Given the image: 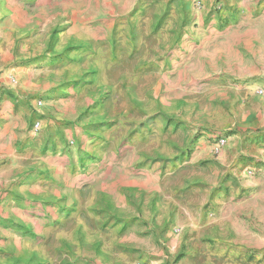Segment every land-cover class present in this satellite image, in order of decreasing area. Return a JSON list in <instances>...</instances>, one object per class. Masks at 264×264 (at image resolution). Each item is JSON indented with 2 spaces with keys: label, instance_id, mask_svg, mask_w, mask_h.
Wrapping results in <instances>:
<instances>
[{
  "label": "rangeland",
  "instance_id": "obj_1",
  "mask_svg": "<svg viewBox=\"0 0 264 264\" xmlns=\"http://www.w3.org/2000/svg\"><path fill=\"white\" fill-rule=\"evenodd\" d=\"M124 1L18 0L14 12L9 11L10 15L17 14L18 20H12L10 17L0 20V26L4 25V34L0 35L1 73H13L16 77L20 75L22 80H29L34 72L36 80L43 85L50 79L44 74L61 70L64 66L62 61L69 59V55L74 54L73 51L79 50L83 59H86L78 64V73L81 74L79 81L92 76V80L97 79L102 83L99 87L96 85L89 88L90 95H100L99 98H94L93 104L87 105L85 102L79 110L80 114L71 123L72 131L68 133L64 147L68 157L67 178L64 177V172H59L61 178L53 177L52 184L55 189L64 190L69 196L82 187L84 190H79V198L83 203L85 201L91 204L85 205L83 211L79 206L81 210L76 211L77 197L70 198L68 204L63 206L65 211L60 215L61 220L53 219V226L45 242L44 238H37L21 225H8V231L21 239L16 244L12 242V236L6 242L0 241V264H127L135 259L150 264L149 260L156 249L166 251L171 245V239L176 240L173 241L177 244L176 250L179 247L184 248L179 242L185 234H180L179 225L167 224V221H164V226L158 228L157 215L152 206H149L147 212L142 211L146 193L150 185L156 183L146 179L148 183L142 186L146 177L144 171H147L148 176L156 174L158 179L166 174L170 176L175 172H182L184 175L176 182H182L185 189L191 187L188 191L190 194L186 193V198L191 199L188 203L190 209L203 201L202 211L206 218H215L219 214L216 208L227 203L225 194L235 195L256 186L251 183L243 185L244 180L257 181L259 177L264 176V160L248 162L251 159L240 152L234 164V151H225L229 143L237 141L238 135L244 144L258 142L264 137V134L252 133L251 129H238L236 117L231 113V109L239 106V103L227 101L225 90H222L234 85L244 86L246 81L220 84L207 80L206 77L218 76L221 73L219 67L209 68L208 65H212V61H201V74L195 69L197 75L193 80L190 79V74L181 76L178 73L188 72L184 66L197 54L199 46L218 45L223 39L219 38L222 30L236 23L235 14L239 8L236 4H231L235 0H211L209 6L202 0H187V3L180 0ZM15 4L12 2L11 7ZM98 8L106 12H128L131 15L138 13L140 19L135 17L131 21V32L126 35L108 32V20L98 26L97 33L98 28H94L93 17L97 15ZM64 17L69 29L77 27L84 35L66 37L60 34L59 28L63 27L61 22H64L61 18ZM16 23H23L24 26ZM8 26H14V29L9 30ZM47 27L51 29L47 30ZM170 27L179 29L180 34H155L157 28ZM211 27L217 31L216 39L208 37L207 31ZM129 41L133 45L131 53L125 51ZM57 45L63 46V50H54ZM191 48L196 49L195 52L189 51ZM161 51L166 61L162 82L158 81L159 76L153 74L155 63L151 62L152 60L147 61L150 57L159 60L162 57ZM128 54L132 57L133 73L137 72L138 75L146 77L143 82L139 80L133 88L135 95L132 98V116L133 122H136L133 126L137 125V131L132 133L131 148L125 147L130 142L127 143L129 138H125L122 133V125L125 123L124 111L129 101L123 100V95H118L110 103L105 102L109 85L115 84L121 91L124 87V57ZM138 57L145 60H136ZM168 57L177 61L175 67L168 63ZM260 85L264 89V83ZM81 86L84 87L83 84ZM88 86L91 85L86 84L85 87ZM5 93L13 95L10 90ZM33 95L43 94L37 92ZM36 105L41 108L42 99H36ZM36 114L40 116L39 119L43 117V114ZM134 117H138L139 121ZM113 121L117 127L112 132L110 129ZM158 125L164 135V147L173 155L172 158L159 159L153 156V147H161V142L154 140ZM141 127L143 130H140ZM217 134L228 136L225 146L218 148L215 145ZM63 135L64 133L61 137ZM171 136L176 138L172 139ZM87 138H90L92 143L100 140V144L108 140L106 145L97 148L98 153H101L100 159H95L92 157L94 153L82 149L83 145H91L86 141ZM221 156H224V161H228L227 170L221 180H216L212 187L207 186L211 182H207L205 177L219 169L215 162ZM261 156L264 158V149ZM57 157L59 158V155L53 153L52 160H56L53 165L62 168L63 161ZM192 157L197 159L192 160ZM234 167L235 173L231 171ZM249 170L252 171L251 174H248ZM79 174L82 177H79ZM131 178L135 179V184L128 187L127 182ZM207 188L212 191L210 195L205 193ZM217 192L222 194V198L216 205L211 204V197ZM229 202L235 203V197L230 198ZM55 213L53 212V215ZM79 221L83 222V226ZM161 229L167 235L164 236L163 242L160 240L161 232L157 233ZM171 233L175 236L172 237ZM30 238L33 241L29 240ZM36 240L37 245H41L43 256H12L14 252L35 246ZM180 256L181 253L177 255Z\"/></svg>",
  "mask_w": 264,
  "mask_h": 264
},
{
  "label": "crops",
  "instance_id": "obj_2",
  "mask_svg": "<svg viewBox=\"0 0 264 264\" xmlns=\"http://www.w3.org/2000/svg\"><path fill=\"white\" fill-rule=\"evenodd\" d=\"M182 1L183 3L188 2L187 0H180V2ZM202 1L208 6L211 4V0ZM12 2L16 3L14 7H11ZM115 2H119V0H115ZM124 2L131 1L125 0ZM17 4L18 0H0V20L5 17L18 20L17 14L10 15L17 8ZM231 4H236L237 8H239L235 14L236 23L222 30L219 38L223 39L220 40L218 45L199 46L197 54L193 55L192 59L184 66L188 69V72L178 73L181 76L190 74V79L193 80L197 75L195 69H198V73L201 74L200 62L212 61L213 64L208 65L209 68L215 69L219 67L221 68L219 70L221 73L218 76L206 77L207 80L220 84L231 83L232 81L234 83L246 81L244 86L234 85L224 87L222 90H225L227 101H237L239 103V106L231 109V113L236 117L238 129L240 131L251 129L252 133L264 134V94L255 93V88L260 87V84L264 83V0H235ZM9 11L11 12L9 13ZM105 12L98 8L97 15L93 17L94 28H98L97 33H99L101 23L104 24V21L108 20V28L106 29L108 32L115 35L129 34L131 32V21L139 16L138 13L131 15L128 12H106L107 14ZM62 20L65 23L61 22L63 27L59 28L61 30L60 34H64L66 37L84 35L77 27L73 26L69 29L65 17L61 18ZM17 25L24 26L23 23ZM3 27L4 25L0 26V35L3 33ZM8 28L13 30L14 26H8ZM50 29L51 27H47V30ZM121 30H124V32ZM163 32H171L172 36L180 34L179 29H171V27L170 29L157 28L155 34L162 35ZM207 32L209 38L216 39L217 31L214 27L208 29ZM127 46L125 51L131 53L133 50L131 41H129ZM54 50L62 51L63 46L57 45ZM195 50L189 49L191 52H195ZM73 52V55H69V59L62 61L64 66L61 70L48 71V73L44 74L50 79H47L43 85L36 80L34 72L31 73L30 76L32 78L29 80H22L20 75L16 77L13 73H8V75L0 72L1 242L8 241L11 236L12 242L15 244L20 242L21 237L12 235L8 231L10 228L8 225L15 227L14 224L26 228L31 234L36 235L37 238H44L45 242L48 232L53 226V219L61 218L60 215L65 211L63 206L68 204L70 198L77 197L75 198L77 203L76 211L81 209L83 211L85 205L91 204H87L85 201L83 203L79 198V190L81 192L84 190L82 187L74 195L70 194L69 196L64 190L55 189L52 186L53 177L61 178V173L59 172H64V177L67 178L68 157L64 152L66 150L64 147L69 137L68 133L72 131L70 128L71 123L80 114L79 110H81L83 105L93 104L94 100L99 98L100 95H90L89 88L102 85L99 80H92V76H87L84 80L79 81L81 74L78 73L80 68L78 64L84 61L85 58L83 59L79 50ZM72 56L75 59L71 60ZM160 56L162 57L159 60L150 57L147 61L152 60L151 62L155 63L153 66L155 71L152 70L153 74L156 77L159 76L160 80L158 81L162 82L164 77L163 67L166 62L163 57V51L160 52ZM140 58L138 57L136 60H145ZM168 63L175 67L177 61L168 57ZM124 67L126 70H124L123 74L124 87L122 91L114 83V85H109L107 87L109 94L105 102L110 103L118 95H123V100L129 101L128 106L126 107V103L124 106L126 107L124 111L125 123L122 125V133L125 138H129L127 143L130 142L125 147L129 146L131 148L132 133L137 131V125L133 126V123L136 122H133L132 116V98L135 95L133 88L139 80L143 82L146 77L141 74L138 75L137 72L133 73L130 54L124 57ZM119 72L118 75H120ZM53 73L54 75H52ZM11 76L17 79L15 85L10 82ZM255 80L256 83H254ZM104 82L106 83L107 81L104 80ZM82 84L84 87L81 86ZM86 84L91 86L85 87ZM4 90L5 92H8V90L12 91L13 95L5 93ZM140 90L141 92L143 91V85ZM37 92H41L43 95H33ZM155 95L158 94L155 93ZM39 98L42 99L41 108L36 105V99ZM37 112L40 115L43 114L41 119H39L40 116H37L38 114L35 115ZM134 119L139 121L138 117H134ZM36 120H39L40 123L37 133L32 131V123ZM229 125L232 126V124ZM159 126L155 129L157 134L154 136V140L161 142V147H153V156L159 159L172 158L173 155L164 147L165 144L162 141L164 135ZM116 127L117 124L114 123L110 130L113 132ZM170 128L171 126L168 127V129ZM168 129L167 131H169ZM140 130H143V128L141 127ZM63 133L64 135L61 137ZM171 138L175 139L176 137L171 136ZM86 141L91 145H83L82 149L94 153L92 157L95 159H100L101 153H98L97 148L101 147V145H106L108 140L101 144L100 140L92 143L90 138H87ZM113 145H115V142ZM50 146H54V148ZM52 149H54V152H52ZM231 149L234 151L232 156L234 164L240 152L249 157L248 159H251L248 162L256 160L263 162L264 158L261 156V151L264 149V137L258 142L254 141L253 143L244 144L238 135L237 141L234 140L233 143H229L225 151H231ZM225 151H223V154H225ZM53 153L59 155L57 159L63 161L62 165L64 166L62 168H59V165H53L56 162V160H52ZM204 154L206 155L207 153ZM223 158L224 156H221L215 162L219 169L205 177L207 182H211L207 186L212 187L216 180L223 178L222 176L228 166V161H224ZM195 159L197 157H192V160ZM231 171L235 173L236 167L232 168ZM146 172L144 171V176L146 177L142 186L144 183H148H146V179L153 180L156 183L155 185H150L143 201L144 207H141L142 211L147 212L149 206H152L157 215L156 224L158 228L164 226V221H167V224L179 225L181 228L180 234L183 236L185 234V237L179 242L183 244L184 248L179 247L176 250L177 244L173 243L176 240L171 239L169 240L171 245L166 251L156 249L153 256L151 257L150 255V264H264V176L263 178L259 177L257 181H255L256 179L253 181L246 180V182L244 180L243 185L251 183L256 186L251 187L250 190L235 193V195L233 193L225 194L227 195V203L221 205L218 209L216 208V210H219V214L215 218H206L204 216L205 213L202 211L203 206L201 203L203 201L200 202V205H195V207L190 209L188 203H190L191 199H187L186 196H188V193L190 194L188 191H190L191 187L190 189H185L182 187V182H176L184 175L182 172H175L170 174V176L166 174L159 179L156 174L148 176ZM75 174L77 175L78 173L76 172ZM79 177H82V175L79 174ZM128 180V187L135 184L133 183L135 179L131 178ZM165 180H167L166 183L164 182ZM149 184L151 183L149 182ZM206 190V194L209 193L210 195L212 193L210 189L207 188ZM232 197H235V203L229 202ZM221 198V193H214L210 202L216 205ZM53 212L56 213L53 215ZM78 223L83 226L82 221ZM157 233H160V240L163 242L164 236L167 235L162 229ZM171 236L174 237L175 235L171 233ZM29 240L33 241L31 238ZM27 243L31 242L27 241ZM34 243L35 246L14 252L12 256L15 258H40L43 256L41 245H37L38 240ZM179 253L182 256L177 257ZM127 264H130V262L128 261Z\"/></svg>",
  "mask_w": 264,
  "mask_h": 264
},
{
  "label": "built area",
  "instance_id": "obj_3",
  "mask_svg": "<svg viewBox=\"0 0 264 264\" xmlns=\"http://www.w3.org/2000/svg\"><path fill=\"white\" fill-rule=\"evenodd\" d=\"M16 82H17V80L14 77H11V83L15 84ZM255 93L260 94V95L264 94V89L261 88V87H257V88H255ZM38 102L40 103V101H38ZM39 128H40V123L38 121H35L33 123V126H32V131L37 132ZM227 140H228V136L227 135L217 134L215 145L218 148L223 147L227 143ZM251 173H252V171L249 170L248 174H251ZM130 264H144V263L141 260L137 259V260L131 261Z\"/></svg>",
  "mask_w": 264,
  "mask_h": 264
}]
</instances>
